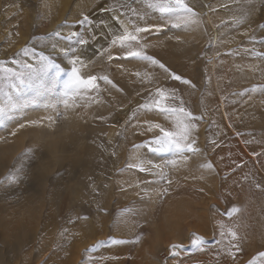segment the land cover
<instances>
[{
    "label": "rangeland",
    "instance_id": "obj_1",
    "mask_svg": "<svg viewBox=\"0 0 264 264\" xmlns=\"http://www.w3.org/2000/svg\"><path fill=\"white\" fill-rule=\"evenodd\" d=\"M124 3L0 0L2 67L20 71V63L35 65L36 58L23 54L31 48L61 64L64 79L72 66L60 49L71 46L80 55L81 75L97 76L99 85L87 105L65 110L58 104L57 115L45 107L60 99L57 87L0 124V264H80L85 249L110 238L131 242L93 252L104 257L97 264H249L264 252V91H248L264 85V55H250L252 49L264 53V44L257 42L264 40V0H246L248 16L239 25L231 22L239 15L231 0H188L198 24L142 34L147 54L168 73L121 58L118 47L109 48L107 28L95 27L113 15L124 19ZM84 16L93 21L91 26L77 23ZM136 22L163 24L156 13ZM58 30L61 37L78 30L88 44L47 38ZM105 75L111 84L99 79ZM55 79V69H49L34 74L20 91H7L20 102L34 94V86L50 87ZM157 88L177 90L185 107L200 117L192 134L200 152L165 168L164 180L126 168L133 145L159 135L158 129L147 130L148 122L171 127L153 113L132 116ZM66 115L77 119L78 134L56 150L48 133ZM141 151L155 163L170 158ZM208 163L211 169L200 167ZM10 174L16 179L6 180ZM233 206L240 211L228 216ZM221 223L233 228L237 239L225 236L217 243ZM193 233L204 237L202 249L190 243ZM174 244L183 245L176 256L171 255Z\"/></svg>",
    "mask_w": 264,
    "mask_h": 264
},
{
    "label": "snow or ice",
    "instance_id": "obj_2",
    "mask_svg": "<svg viewBox=\"0 0 264 264\" xmlns=\"http://www.w3.org/2000/svg\"><path fill=\"white\" fill-rule=\"evenodd\" d=\"M133 3L141 5L142 8L146 10H140L133 7ZM231 3L238 5L237 11L239 12V15H233L231 22L239 25L243 23L248 16V10L244 6L246 0H231ZM122 6L126 10L122 13L124 19H120L113 15L111 20H101L95 24L96 28H100L101 25H104V27L107 28L108 35L111 36V39L108 42L109 48L118 47L122 53L121 58L130 57L139 62H147L149 65L157 66L165 73H168L169 70L164 64L147 54L146 48L148 47V44L143 42L145 37L142 34H152V29H154L156 33H159L163 28L187 29L191 25L198 24L199 20L197 19V14L188 3V0H125V3ZM226 6L227 5H225V7ZM113 7H115V5L110 6L107 10L112 11ZM150 13H156L159 19L163 21V24L141 26L136 22L137 20H146ZM65 23H67V21H65ZM77 23L80 25L91 26L93 21L87 16H84L83 19L79 20ZM101 35H104V33L102 32ZM56 37H61V32L59 30L48 34L47 38L53 39ZM61 38L69 41L70 45L88 44V41L83 39V34L78 30L70 31L68 35ZM41 39H45V37H41ZM95 39L96 37L93 36V40ZM257 42L264 44V40ZM52 48H56V43L52 44ZM108 50V48L104 49L105 52ZM60 51L63 53L68 64L72 66L64 79H61V75L65 72V68L62 67L61 64L53 61L51 57L45 56L43 52H36L35 49L25 48L23 50L25 56L31 54L32 57L36 58V64L20 63V71H14L11 68H4L2 67L3 62H0V97H2V99H0V124L14 120V117L11 115L12 112L22 110L28 104L38 103L40 97L44 96L45 93L55 92L57 87L60 89V99L57 103L45 105L46 108L50 107L55 111L57 115H59L58 104L62 105L64 109L67 110L79 106L81 103L87 105L91 102L92 97L89 94L92 91L99 92L97 76H88L85 78L81 75L78 65L81 64L82 61L75 47L69 46L67 49L61 48ZM250 55L262 56L264 53H259L256 52L255 49H252L250 50ZM108 59L111 60L113 57L109 55ZM49 69H55V81L52 82L50 87H44L43 85L34 86L32 88L34 94L31 97L17 102L12 98L10 92L7 91V89L20 91L21 86L30 83L34 74ZM136 75L139 77L141 76V73L137 72ZM143 75L146 79L151 80V76L148 73H144ZM170 75L173 79L182 81L183 84L191 85L190 81L182 80V77L179 75L174 73H171ZM99 79L104 80L108 84L112 83L106 75L99 77ZM191 86L195 87L194 85ZM258 90L264 91V85L253 86L248 91L256 92ZM177 101H179V103H177ZM141 111H143L145 115L153 113L161 116L167 122H170L171 127L165 128L159 123L148 122L149 126L147 130L151 132L154 129H158L159 135H156L149 141L134 144L126 168L136 169L141 173H148L153 177L164 180L167 176L164 171L165 168L177 167L181 162H187L189 159L187 155L188 153L196 155L200 152V149L194 146L196 140L192 138L193 131L196 128L194 121L200 119V117L194 116L193 113L185 107L184 101L177 94V90L167 88H157L154 94L150 95L144 103L140 104L138 108L134 110L132 116H137ZM47 119L49 121L53 120L52 116H48ZM32 123L37 122L32 121ZM24 126V124L20 125L21 128ZM142 149H146L147 152L151 153L167 154L170 158L163 164L155 163L152 160L145 158V154L141 151ZM200 167L211 169L212 165L208 163L200 165ZM20 171L22 172L23 169ZM5 179L15 180L16 176L10 174L9 177H6ZM168 182L171 183V181ZM0 183H3V181H0ZM144 183L147 184L150 183V181H144ZM257 187H259V185H257ZM142 191L147 195L146 188L142 189ZM164 191L166 192L167 189ZM124 211L132 212V209L126 208ZM238 211H240V209L233 206L227 215L232 216ZM82 219H87V217H82ZM219 227L221 240H218L217 243H221L225 236L230 237L231 240L237 239V233L233 228L226 229L223 223H221ZM231 240L229 241L230 246ZM130 242L131 241L113 238H110L108 241H98L91 248L84 250L83 259L80 264H97L98 259H104V257L93 256L92 253L104 247L106 244L121 245ZM190 243L197 249H202L206 244V241L204 237L197 236L193 233ZM182 247L183 245L180 244L172 245L171 255H178L177 250ZM237 251H239V248H237ZM229 255H233L230 250ZM258 260H260V264H264V252L259 253L258 257H254L249 261V264H257Z\"/></svg>",
    "mask_w": 264,
    "mask_h": 264
},
{
    "label": "clouds",
    "instance_id": "obj_3",
    "mask_svg": "<svg viewBox=\"0 0 264 264\" xmlns=\"http://www.w3.org/2000/svg\"><path fill=\"white\" fill-rule=\"evenodd\" d=\"M78 134L77 119L66 115L55 129L48 133L49 140L56 150H60L62 144L70 142Z\"/></svg>",
    "mask_w": 264,
    "mask_h": 264
}]
</instances>
